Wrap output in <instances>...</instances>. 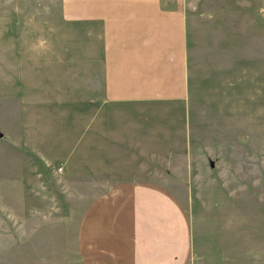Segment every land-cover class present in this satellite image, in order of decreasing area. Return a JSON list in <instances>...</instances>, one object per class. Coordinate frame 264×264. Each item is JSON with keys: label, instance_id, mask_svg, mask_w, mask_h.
Returning a JSON list of instances; mask_svg holds the SVG:
<instances>
[{"label": "rangeland", "instance_id": "1", "mask_svg": "<svg viewBox=\"0 0 264 264\" xmlns=\"http://www.w3.org/2000/svg\"><path fill=\"white\" fill-rule=\"evenodd\" d=\"M65 1L68 9L64 0H0V264H77L85 201L10 138L11 124L25 119L19 110L38 112L44 102L42 93L21 99L23 77L34 91L51 77V97L58 82L67 96L83 94L90 45L73 25L59 26L72 15L75 0ZM191 2L183 118L190 148L188 158L171 159L175 189L192 218L197 260L219 264L223 251L227 264H264V0Z\"/></svg>", "mask_w": 264, "mask_h": 264}, {"label": "crops", "instance_id": "2", "mask_svg": "<svg viewBox=\"0 0 264 264\" xmlns=\"http://www.w3.org/2000/svg\"><path fill=\"white\" fill-rule=\"evenodd\" d=\"M191 1L75 0L59 26L73 25L90 45L83 94L67 96L61 74L52 97L51 77L38 91L23 77L21 99L42 93L44 102L38 112L19 110L25 119L11 124L10 138L85 201L74 233L77 264L209 263L196 259L192 218L170 170L189 157ZM170 113L175 121L167 123ZM222 252L218 263L227 264Z\"/></svg>", "mask_w": 264, "mask_h": 264}]
</instances>
